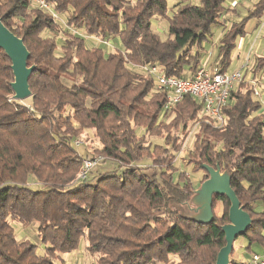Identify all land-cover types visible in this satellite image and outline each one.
<instances>
[{
	"label": "trees",
	"instance_id": "1",
	"mask_svg": "<svg viewBox=\"0 0 264 264\" xmlns=\"http://www.w3.org/2000/svg\"><path fill=\"white\" fill-rule=\"evenodd\" d=\"M48 1L67 28L30 0H0V18L23 38L29 66H36L31 97L17 100L12 61L0 48V264H56L51 259L78 249L83 236L96 257L91 264H215L226 244L222 225L229 221V199L214 195L213 210L221 201L223 212L210 223L186 219L177 208L197 187L186 172L178 181L174 177L177 155L197 123L190 155L195 171H204L200 182L209 176L200 163L231 172V185L253 219L238 238L248 243V258L259 254L252 248L264 247V111L252 83L245 78L232 91L222 109L226 123L216 127L200 116L202 104L191 95L164 110L166 91L139 68L147 62L173 76L193 77L212 26L224 25V13L237 15V7L226 6L227 0H178L169 16L167 0ZM248 13L224 28L221 71L230 66L247 20L263 16L264 0ZM155 18L168 21L166 39L154 31ZM71 29L118 38L123 51L90 47ZM263 69L264 57H258L252 78ZM170 126L178 130L171 138L167 133L164 144L139 140L160 137ZM86 128L95 130L101 147L83 154L76 140ZM138 128L145 131L141 137ZM88 158L109 160L113 167L98 171L96 164L81 179ZM13 221L37 223L43 252L17 238ZM235 250L231 264L250 261L236 260Z\"/></svg>",
	"mask_w": 264,
	"mask_h": 264
},
{
	"label": "rangeland",
	"instance_id": "2",
	"mask_svg": "<svg viewBox=\"0 0 264 264\" xmlns=\"http://www.w3.org/2000/svg\"><path fill=\"white\" fill-rule=\"evenodd\" d=\"M257 1L259 0H237L235 4L238 9L237 11L238 14L235 15L232 13L225 12L223 17L221 18L222 19L221 21L222 23H224V25L215 24L212 26L211 32L208 35L207 40L203 43V49H204L203 51L205 53V56L202 59V63L204 62V64L206 65V61L208 60L210 62V65L212 62L213 64L214 63L218 64L217 63L218 61L217 62H214V61L218 59L220 39L225 30L224 28H226L225 26H229L231 22L240 21L241 19L246 17L249 14L248 13L249 9L253 8ZM177 2L178 0H167L169 16H172V14L175 12L174 6L176 5ZM192 2L195 5H201V2L199 0H192ZM249 20H247L245 24V30H246L245 34L237 38V41H236L237 47L232 52V62L226 70V72L228 73H233L239 70L242 64H248V70L246 71L247 72L246 79L247 77L251 78L253 74L252 72H253V66L255 64V60L258 57H264V14L260 20L261 23L259 25L250 23ZM153 29L163 39H166L169 35L168 21L166 19L165 20L161 18L153 19ZM47 33H48L47 31L44 32L45 35H47ZM242 38H244L245 41H244L242 48L240 49ZM58 41H59L58 43L59 46H61L60 42L62 41V34L61 35L59 34ZM86 44L89 45L90 47L92 46L102 47L106 53H109L113 51L114 49L123 51L122 43L120 39L118 38L113 40L109 46L94 42L90 40L89 38L86 40ZM210 65H206V66L210 67ZM255 80H256V88L260 92L259 95H256V97L261 101V104H262L261 110L264 111V70L256 77ZM200 121L204 122V118H201ZM165 129L167 131H165L160 137L148 136L149 137L148 139L142 138L139 140L143 144H149V143L151 144L163 143L164 144L165 135L169 133V136L171 138L172 136H174L175 132L178 130L177 128L175 129L172 128L171 126ZM158 131H162V130L158 129ZM197 132H198V127H196V130H193V133L188 138H186L185 144H183V147H182L184 149H182V151L178 153L177 159H176L177 171L175 172L174 177L176 181H178L181 174L183 172H186L189 174L191 180L198 187L202 183V182L199 183V181H201L204 175V171H200V170L195 171V169L197 168L194 169L195 164L192 162L191 155H190L194 150V146H195L194 143L196 141L195 136ZM137 133L141 137L144 135L145 131L142 128H138ZM77 139L80 140V143H81V145L77 147L80 153H83V154H86L88 152L92 153L95 150V148L101 147V143L98 137L96 136L95 130L93 128L82 129ZM147 162L143 161L142 163L144 164ZM112 167H113V164L109 160H107L106 162H102L98 164V166L96 167V170L104 171L107 169H111ZM151 172L152 171H149V173ZM31 184L34 188H38V185L32 182ZM214 214H216L215 211H214ZM13 226H14L17 238H19L20 240L27 239L31 241V243L37 244L39 247H41V252H43V248L45 247V245L42 243V241L38 237V225L36 222H32L30 225H23L22 223L13 221ZM247 244L248 243L240 237L235 240L234 247L236 248L238 252L243 253L245 251ZM87 245H88L87 238L83 236L81 238L78 249L73 250L68 253L61 254V257L58 258L57 260H55L54 258H52L51 260L52 261L54 260L56 264H91L93 261L96 260V257H94L93 255L89 253ZM252 250L259 254L264 255V247H261L259 245H254ZM237 257L238 256L236 255V258ZM245 257H247L246 254H245Z\"/></svg>",
	"mask_w": 264,
	"mask_h": 264
},
{
	"label": "water",
	"instance_id": "3",
	"mask_svg": "<svg viewBox=\"0 0 264 264\" xmlns=\"http://www.w3.org/2000/svg\"><path fill=\"white\" fill-rule=\"evenodd\" d=\"M0 48L6 52L12 61L14 98L25 100L31 97L32 91L29 79L36 66H29L30 52L23 38L11 31L3 23L2 18H0ZM200 165L201 168L207 171L208 178L194 189L189 199L177 205V208L186 219L199 223H210L215 218L213 210L214 195L226 196L229 199L231 203L229 221L222 225L226 244L219 250L215 264H231L234 242L251 226L253 219L241 205L231 185V172L228 169L222 170L219 165L216 167L206 163H200Z\"/></svg>",
	"mask_w": 264,
	"mask_h": 264
},
{
	"label": "built area",
	"instance_id": "4",
	"mask_svg": "<svg viewBox=\"0 0 264 264\" xmlns=\"http://www.w3.org/2000/svg\"><path fill=\"white\" fill-rule=\"evenodd\" d=\"M33 7L42 10L48 14L53 20L66 27V20L63 15L55 10L48 0H30ZM74 33L80 34L85 39L94 40L97 43L110 45L111 40L101 39L95 35L83 33L81 30L71 29ZM139 68L145 73L153 77L156 87L167 93V100L164 110L169 111L175 107L185 95H191L202 104L200 116L205 117L210 123L216 127H222L226 123V118L222 113V109L231 99V93L246 78L248 64H243L241 68L233 73L221 71L218 64H212L207 67L205 64L197 70L193 77H177L168 74L162 67L158 65L143 62ZM253 85L255 95H259L256 88V80L248 79ZM190 131L188 137L196 130V126ZM188 140V139H187ZM80 140H76L79 145ZM184 149V148H183ZM182 151V150H181ZM101 161V158L85 159L80 171V178H88L89 171ZM247 264H264V256L254 254Z\"/></svg>",
	"mask_w": 264,
	"mask_h": 264
},
{
	"label": "crops",
	"instance_id": "5",
	"mask_svg": "<svg viewBox=\"0 0 264 264\" xmlns=\"http://www.w3.org/2000/svg\"><path fill=\"white\" fill-rule=\"evenodd\" d=\"M200 1V0H199ZM237 1V0H236ZM236 1H234V0H227V2H226V6H236ZM233 4H235V5H233ZM237 7V6H236ZM262 18V17H261ZM261 18H252V19H250L249 20V22L250 23H254L255 25H259L260 23H261ZM244 38H242V40H241V44H240V49L242 48V46H243V44H244ZM237 47V46H236ZM218 60V59H217ZM217 60L216 61H214V62H217ZM213 64V62L211 63V65ZM202 65H204V62H203V64ZM206 65H210V62L207 60L206 61ZM243 65V64H242ZM264 70V69H263ZM262 70V71H263ZM261 71V72H262ZM261 72H259L258 74H257V76L261 73ZM251 78H252V76H251ZM247 79H250V77H247ZM199 183H200V181H199ZM215 213L217 214V215H221L222 214V212H223V203L221 202V201H219V202H217V204H216V207H215ZM243 245V244H242ZM236 249V248H235ZM245 254H246V249H245V251L243 252V253H240V252H238L237 250H235V252H234V255H233V257L236 259V260H238L239 262H243V261H247L248 259H250V258H247V257H245ZM236 255L238 256L237 258H236ZM264 256V255H263ZM244 258H245V260H244Z\"/></svg>",
	"mask_w": 264,
	"mask_h": 264
}]
</instances>
